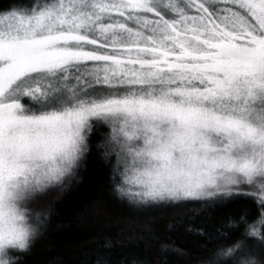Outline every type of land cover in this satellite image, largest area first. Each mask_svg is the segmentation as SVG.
Returning a JSON list of instances; mask_svg holds the SVG:
<instances>
[{"label": "snow or ice", "instance_id": "6c2138e0", "mask_svg": "<svg viewBox=\"0 0 264 264\" xmlns=\"http://www.w3.org/2000/svg\"><path fill=\"white\" fill-rule=\"evenodd\" d=\"M93 152L133 202L250 199L254 214L207 233L204 264H264V0L0 9V264Z\"/></svg>", "mask_w": 264, "mask_h": 264}, {"label": "trees", "instance_id": "16d2710c", "mask_svg": "<svg viewBox=\"0 0 264 264\" xmlns=\"http://www.w3.org/2000/svg\"><path fill=\"white\" fill-rule=\"evenodd\" d=\"M14 3L0 0V9ZM49 201L29 247L10 250L15 264H83L98 256L107 264H204L215 247L207 233L224 232L232 218L257 211L244 197L211 208L133 202L116 190L108 161L95 152Z\"/></svg>", "mask_w": 264, "mask_h": 264}]
</instances>
